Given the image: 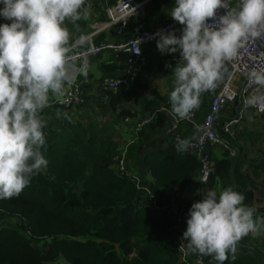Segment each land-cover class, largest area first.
<instances>
[{"label":"clouds","instance_id":"obj_1","mask_svg":"<svg viewBox=\"0 0 264 264\" xmlns=\"http://www.w3.org/2000/svg\"><path fill=\"white\" fill-rule=\"evenodd\" d=\"M87 0H0V200L17 197L48 165L42 116L52 103H62L73 80L69 75L66 26L88 19ZM218 9L226 14L218 15ZM170 17L183 26L157 33V49L179 53L172 69L168 95L171 115L183 120L197 110L202 94L214 90L222 69L242 43L264 31V0H174ZM213 21V23H209ZM170 67V65H166ZM87 75V67L79 70ZM255 83L264 76L253 72ZM257 101L249 99L245 106ZM67 116V114H64ZM189 139L178 140V152L187 151ZM183 240L186 255L210 256L224 264L237 242L264 230V216L244 204V196L227 187L209 190L188 213Z\"/></svg>","mask_w":264,"mask_h":264},{"label":"trees","instance_id":"obj_2","mask_svg":"<svg viewBox=\"0 0 264 264\" xmlns=\"http://www.w3.org/2000/svg\"><path fill=\"white\" fill-rule=\"evenodd\" d=\"M130 84L118 87L114 104L132 94ZM153 124L151 120L148 129ZM114 125L85 128L79 121L63 120L44 129L47 134L42 151L47 167L19 196L0 200V264L180 263L173 241L176 216L169 210H150L145 190H139L134 179L114 168L119 147ZM145 130L128 146L126 168L154 193V202L162 210L199 172L200 165L192 153L178 152L170 141L159 153L141 158V166L154 180L153 189L144 184L139 167L129 160H135L144 149ZM151 150L156 148L151 146ZM214 174L221 179L233 178L226 160L214 162L208 183ZM233 189L237 191L235 186ZM250 195L244 197V204L252 207ZM174 207L177 212L182 209ZM256 212L264 214V209ZM8 218L16 223L3 220ZM258 244L264 248V230L237 242L242 253L236 258L229 253L224 264H264V249ZM207 261L216 264L212 257L207 256Z\"/></svg>","mask_w":264,"mask_h":264},{"label":"crops","instance_id":"obj_3","mask_svg":"<svg viewBox=\"0 0 264 264\" xmlns=\"http://www.w3.org/2000/svg\"><path fill=\"white\" fill-rule=\"evenodd\" d=\"M109 1L113 0H87L88 19L78 21L77 26L71 23L66 24L71 34L69 44L79 39L84 40V46H97L101 43L123 44L132 37L133 28L138 23H144L147 30H155L173 20L170 17V10L174 6V0H130L135 9L126 20L125 27L119 28L116 25H109L106 7L113 4ZM3 23L8 22L0 18V24ZM182 28L175 31L178 37L181 35ZM141 51L140 71L133 80L129 75L131 56L127 51L115 54L112 50H104L88 57L85 63L68 64L69 75L73 82L78 83L81 87L83 102L78 108L70 111L59 108L53 102L51 107L43 111L42 116L47 120V127L51 128L56 127L63 120L79 121L85 128H88L91 124L99 127L108 124L112 127L113 123H121L118 119L125 116H130L133 121L140 122L142 116L151 117L154 124L150 129L147 128L143 134L145 147L137 153L135 160L131 159L130 162L139 167L140 177L144 184L153 189L154 180L150 172L141 166V158L150 152L159 153V150L170 143L174 137L194 141L196 139L194 126L202 124L209 111L212 97L221 90L227 79L228 71L224 65L222 78L217 82V87L202 94L195 120L193 122L179 120L169 111L164 110L171 107L168 95L172 88V69L181 59L179 53L162 55L157 49V41L144 45ZM166 65H170V67H166ZM85 66L87 75L79 71ZM113 80H131L128 88L131 87L129 90L132 94L117 104H114L113 98L117 95L118 90H110L106 84ZM236 88L239 91L238 85ZM246 100L249 98L246 97ZM242 107L243 104L239 100L232 105H227L217 114L215 127L220 129L221 125L235 117ZM243 113V122L235 128V139L226 135L222 136L224 143L226 141L227 148L223 145L209 147L213 163L218 164L222 160L228 161L233 178L221 179L214 174L211 182L201 184L199 172H197L174 197L179 201L186 200L183 205L201 200L202 195L209 190L219 192L227 187L234 188L235 186L244 197L251 194L250 200L253 201V208L257 211L264 209V113L257 115L251 108L245 109ZM113 128L115 139L118 140L126 138L130 140L135 132L131 126H126L124 123L121 125V134L117 135L116 127ZM44 132L46 136L47 131ZM121 143H124V140ZM151 146H154L156 151L151 150ZM218 173L224 174L222 171ZM166 196L169 197L167 192ZM183 208L185 212L189 213L191 207L183 206ZM174 230L175 238H177L182 233V227L176 225ZM258 245L261 247L260 244ZM241 253V249L236 247L235 258ZM208 258L211 257L208 256ZM188 261H193V254H188Z\"/></svg>","mask_w":264,"mask_h":264},{"label":"built area","instance_id":"obj_4","mask_svg":"<svg viewBox=\"0 0 264 264\" xmlns=\"http://www.w3.org/2000/svg\"><path fill=\"white\" fill-rule=\"evenodd\" d=\"M114 4L106 7V14L109 18V25H116L119 28H124L126 20L128 19L131 12L134 11L135 6L132 5L130 0H113ZM229 6H235L236 0H228ZM2 7V6H0ZM226 9H218V15L226 14ZM213 23V21H209ZM183 27L178 22L172 20L171 22L156 28L155 30H147L144 23H138L133 28L132 37L128 39L126 43L110 45V44H99L97 46H84V40L79 39L68 45V64L73 62L85 63L88 57L95 55L104 50H112L115 54H119L122 51L130 53V67L129 75L130 79L133 80L137 77L140 70V61L142 58L141 48L144 45H149L158 40L157 33H168L175 32L179 28ZM228 71V76L222 85L219 92L213 95L211 105L208 113L200 125H195L196 139L190 141V146L187 151L192 153L199 162V181L201 184H207L212 170L213 160L209 153V147L215 145H223L227 148L222 140V136L226 135L231 139H235L236 130L235 128L244 120L243 111L247 108H251L255 114L260 115L264 113V84L255 83L251 78V74L256 72L257 74L264 76V31L260 35L255 37H249L242 43V46L238 49L233 59L225 63ZM130 81L113 80L107 82V88L116 91L120 85L128 86ZM236 85L239 86L237 91ZM246 97L249 99H255L257 102L251 106H245ZM237 100L243 104L242 109L232 119L225 121L220 129L215 127V118L219 112L224 109L227 105L234 104ZM83 102V95L81 87L78 83L72 82L68 88L64 100L62 103H56L57 106L64 110H72L78 108ZM198 109L191 113L188 117L183 119L184 121L193 122L196 118ZM126 126L133 128L135 138L141 134L147 123L144 121H133L129 117L123 120ZM128 142L126 146L120 149L119 144L117 155L115 157L114 168L128 178L134 179L136 186L139 190H145L146 199L148 201V208L154 212L163 211L159 209L155 201L154 193L146 186L141 185L140 179L131 174L126 168V156L127 148L133 141ZM178 140L182 138L173 139V144L178 143ZM143 184V183H142ZM174 209V210H172ZM176 209V210H175ZM170 207L169 211L176 216L177 225L182 227V233L174 238V245L176 246L177 252L180 255L179 264H210L207 261L206 256H200L193 254V261H188V254L186 255L187 241L183 240V233L187 228V219L189 218L188 213L184 209H178ZM258 216H264L261 212H256Z\"/></svg>","mask_w":264,"mask_h":264},{"label":"rangeland","instance_id":"obj_5","mask_svg":"<svg viewBox=\"0 0 264 264\" xmlns=\"http://www.w3.org/2000/svg\"><path fill=\"white\" fill-rule=\"evenodd\" d=\"M126 117V116H125ZM125 117H122V118H119L118 120L121 122V123H119V124H116L115 123V127H116V131H117V135L118 134H121V125H122V121H123V119L125 118ZM129 118H131V117H129ZM141 120L142 121H144V123H147L146 125H145V128L147 129L148 128V126H149V124H150V121H151V117H149V116H142L141 117ZM118 121V122H119ZM142 135V134H141ZM135 138V135H133L132 136V138L130 139V140H127V138L126 139H120V140H118L119 141V144L121 145V147H120V149L121 148H123L124 146H126L127 144H128V142H130L131 140H133ZM175 138V137H174ZM177 138H179V137H176L175 139H177ZM122 140H124V143H121L122 142ZM129 163H130V160H129ZM175 197L176 196V194H174V195H172V197ZM184 201H186V200H182V201H179L178 200V198L177 199H172V198H170V200H169V202L170 203H168L167 205H166V207L165 208H163V211H165V212H167L168 210H169V208L170 207H174V206H177V205H180L181 207H182V209H184L183 208V206H185L186 208H190L191 207V205L193 204V203H191L190 204V202H188L187 204H185V205H183V202ZM4 221H6V222H9V223H11V224H15L16 222V220L15 219H3ZM206 258H207V256H206Z\"/></svg>","mask_w":264,"mask_h":264},{"label":"water","instance_id":"obj_6","mask_svg":"<svg viewBox=\"0 0 264 264\" xmlns=\"http://www.w3.org/2000/svg\"><path fill=\"white\" fill-rule=\"evenodd\" d=\"M8 23H11V21H7Z\"/></svg>","mask_w":264,"mask_h":264}]
</instances>
